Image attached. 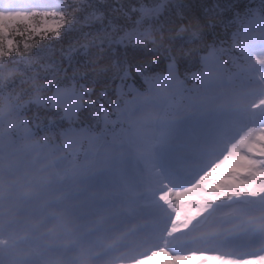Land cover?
<instances>
[{
    "label": "snow or ice",
    "instance_id": "6c2138e0",
    "mask_svg": "<svg viewBox=\"0 0 264 264\" xmlns=\"http://www.w3.org/2000/svg\"><path fill=\"white\" fill-rule=\"evenodd\" d=\"M264 264V0H0V264Z\"/></svg>",
    "mask_w": 264,
    "mask_h": 264
}]
</instances>
